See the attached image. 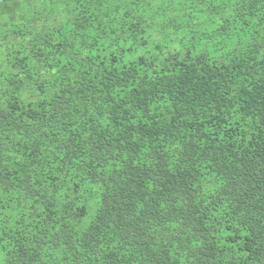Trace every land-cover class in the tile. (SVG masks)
Listing matches in <instances>:
<instances>
[{
    "label": "trees",
    "instance_id": "obj_1",
    "mask_svg": "<svg viewBox=\"0 0 264 264\" xmlns=\"http://www.w3.org/2000/svg\"><path fill=\"white\" fill-rule=\"evenodd\" d=\"M0 264H264V0H0Z\"/></svg>",
    "mask_w": 264,
    "mask_h": 264
}]
</instances>
